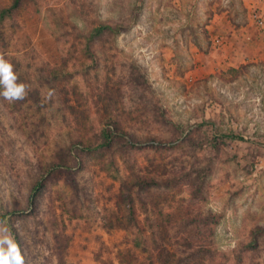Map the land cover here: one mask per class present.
Wrapping results in <instances>:
<instances>
[{"label": "rangeland", "instance_id": "374dc122", "mask_svg": "<svg viewBox=\"0 0 264 264\" xmlns=\"http://www.w3.org/2000/svg\"><path fill=\"white\" fill-rule=\"evenodd\" d=\"M244 18L242 0L12 13L0 46L28 94L0 97V233L23 264H158L157 244L170 264H264V53L222 60ZM102 23L113 31L89 39ZM108 118L122 139L96 148Z\"/></svg>", "mask_w": 264, "mask_h": 264}, {"label": "trees", "instance_id": "16d2710c", "mask_svg": "<svg viewBox=\"0 0 264 264\" xmlns=\"http://www.w3.org/2000/svg\"><path fill=\"white\" fill-rule=\"evenodd\" d=\"M24 0H12L11 4H9L8 6H3L0 5V39L3 41L2 43L5 42V37H4V27L7 24V19L12 15L13 12L17 11ZM107 31H113V28L106 24V23H102L99 24L98 26L94 27L91 29V31L89 32V39H93V38H99L100 36H102L103 34H105V32ZM4 49V46H0V55H2L7 61H9L13 67H14V72L16 73L17 77H18V81L19 83H23L22 77L24 76L23 71L21 70L20 67V63L17 59V57L12 56V55H8L7 52L1 50ZM235 69L231 68L230 71H234ZM27 98V97H26ZM26 98L24 100L21 101H15V103H22L26 100ZM33 99L34 101H38L39 102V96L37 92L33 93ZM17 106H15V109ZM104 128L101 132V138H102V142H100L98 144V146H96V148H108L111 146V139H122L121 135L116 134L117 132H120L115 126V122L112 118H108L107 120H105L104 122ZM116 134V136L114 135ZM122 135H125V133H120ZM76 145H78L79 147H81V149L83 150H91L92 148L89 146H83L81 141H76L75 142ZM125 143H129L132 144V140H126ZM125 143H121V144H125ZM159 184L158 180L152 177H141V178H137L136 181L134 182V185H138L139 187H155ZM128 186H131V184H127ZM125 185V186H127ZM41 184L40 182L37 183L36 187L33 190V193H31V195L29 196L30 198V202H33L34 199V195L37 191H39ZM127 202L131 203V200L129 199V197L127 198ZM15 239L16 236H14ZM164 252V248L161 246V244H157V248L156 250H154L155 253V258L158 262V264H170L171 260H166L165 256L163 255ZM171 258L173 257V255H170Z\"/></svg>", "mask_w": 264, "mask_h": 264}, {"label": "crops", "instance_id": "0c3cea01", "mask_svg": "<svg viewBox=\"0 0 264 264\" xmlns=\"http://www.w3.org/2000/svg\"><path fill=\"white\" fill-rule=\"evenodd\" d=\"M242 1L245 9L243 22L238 28L237 26H227V31L225 32L228 36L221 40L223 46H227L225 54L222 55V60L225 61L224 65L228 67H235V62L233 61L235 55H239L242 59L240 62H242L244 59H249L251 55H256L260 52L262 55L264 53V49H262L264 48L262 47L264 46V26H257L251 16V13L256 11L264 17V0ZM237 46H243L241 52L238 51Z\"/></svg>", "mask_w": 264, "mask_h": 264}, {"label": "clouds", "instance_id": "9594fccd", "mask_svg": "<svg viewBox=\"0 0 264 264\" xmlns=\"http://www.w3.org/2000/svg\"><path fill=\"white\" fill-rule=\"evenodd\" d=\"M13 65L0 55V97L9 102L21 101L27 97L28 86L19 83ZM7 230H4L6 233ZM0 264H23L19 248L7 234L0 233Z\"/></svg>", "mask_w": 264, "mask_h": 264}, {"label": "built area", "instance_id": "2783aa9c", "mask_svg": "<svg viewBox=\"0 0 264 264\" xmlns=\"http://www.w3.org/2000/svg\"><path fill=\"white\" fill-rule=\"evenodd\" d=\"M251 16L257 26H264V17H262L259 12L253 11Z\"/></svg>", "mask_w": 264, "mask_h": 264}]
</instances>
